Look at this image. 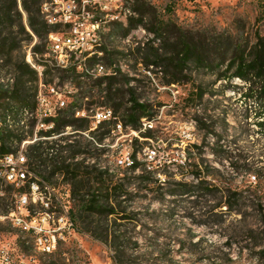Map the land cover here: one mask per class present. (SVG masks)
<instances>
[{
  "label": "rangeland",
  "instance_id": "obj_1",
  "mask_svg": "<svg viewBox=\"0 0 264 264\" xmlns=\"http://www.w3.org/2000/svg\"><path fill=\"white\" fill-rule=\"evenodd\" d=\"M121 1L132 9L136 4V0H114V3L120 4ZM144 1L146 10L156 11L182 27L215 38L229 53L239 42L252 46L260 38L264 41V0ZM20 8L22 10L21 6ZM96 14L107 19V9L101 10L98 7ZM23 15L24 22L27 23L24 11ZM125 16L120 15V18L125 19ZM110 22L115 20L110 19L104 23L106 30L103 33V44L111 50L125 51L126 55H119L116 64L109 70L120 66L129 75L140 76L147 85L150 97L161 104L155 120L148 124V127L156 129L158 138L148 143L139 138L140 142L132 146L138 133L118 126L103 143L107 149L105 154L100 155V151L92 150L94 160L87 158L85 161L88 154L84 153L71 160L74 163L85 161L84 166L99 163L96 168L101 165L103 170L108 171L104 177H113L115 183H121L124 187L125 195L118 200L121 203L119 213L109 220L108 239L95 237L84 223L79 222L77 224L81 232L78 240L61 245L54 253L36 252L31 244L25 243L24 238L18 241L19 245L28 255L35 256V264H264V212L245 206L241 213L229 211L226 206L216 207L220 204L216 196L219 195L217 190H201L198 182L203 180L204 185L209 188H219L226 193L227 189L240 190L247 187L254 176L236 172L229 159L221 161L214 152L218 148L214 136L210 135L205 139L206 128H199L196 118H202L210 131L222 135L221 143L226 150H232L238 145L243 149L242 154L250 155V159L259 157L264 161V132L256 124L257 108L240 91L245 82L238 77L218 78L220 73L192 67L190 83L162 85L160 68L154 70L156 73L149 74L137 60L139 55L136 47L139 42H145L151 37L149 32L144 27H139L127 37L121 35L112 38L107 36L110 29H113ZM32 36L33 39L30 40L26 34L18 35V42L23 45L21 53L26 61L29 50L39 42L33 33ZM38 53L36 61L40 65L48 64L45 70L50 71L45 74L44 70V82L54 86L60 94H50V99L56 103L61 96L66 106L81 97L84 88L78 86L76 77L53 69L46 63L49 56L43 54L46 57L41 59V53ZM145 74L148 76H144ZM0 75L11 86L19 76L6 56ZM25 79L30 93H37L39 75L36 79L35 76L26 74ZM200 84L206 91L202 99L189 94L192 89L196 91L194 86ZM13 104L19 107L17 102ZM102 110L103 107L94 104L90 109H82L76 113V116L91 115L90 129L81 132L76 139H88L91 132L97 131L99 122L93 113ZM23 113L24 111L20 113V117L28 127L21 121V129L26 132L30 130L33 120L26 118L28 116ZM39 131L35 125L34 135L19 147L18 151L25 153L27 158L29 145L36 139H60L71 135L74 129L68 127L62 134L51 137H40ZM235 139L237 144L234 143ZM134 149L138 150L139 161L143 164L136 171L128 168ZM70 153L71 151L63 152L64 155ZM145 168L153 170V173L146 172ZM89 171L90 169L81 167L78 173L81 177H97L96 172L89 174ZM35 173L41 184L45 181L53 189L55 195L50 199L53 205L60 206L62 201L68 207L71 206V186L65 180V172H58L51 179L47 178L50 173L40 167ZM195 173H199V179ZM140 177L153 182L149 183ZM178 182L191 183L194 186L193 196L181 194L183 189L177 185ZM4 198L1 214L7 208L15 207L16 191L6 193L5 187ZM46 209L48 206H37V211ZM0 232L2 238L11 240L15 237V230L8 219H0ZM17 235H20L18 231Z\"/></svg>",
  "mask_w": 264,
  "mask_h": 264
},
{
  "label": "trees",
  "instance_id": "obj_2",
  "mask_svg": "<svg viewBox=\"0 0 264 264\" xmlns=\"http://www.w3.org/2000/svg\"><path fill=\"white\" fill-rule=\"evenodd\" d=\"M46 1L0 0V68L5 65L6 56L19 72L13 86L6 83L4 77L0 75V153L18 151L23 141L34 135V121H32L29 131H22L20 113L25 109L33 110L35 108L37 93H30L25 76L31 74L38 79V75L26 61L24 54L21 53L23 45L18 42V35L26 34L28 39L32 40L33 33L39 42L35 43L32 51L35 56L40 52L41 59H45L46 56L43 54L47 49L48 35L51 31L57 30V27H53L47 22L43 14L42 5ZM146 6L144 0H136L133 7L135 15L129 17L126 22H112L113 29H110L107 36L112 38L121 35L127 37L132 30L144 27L151 37L145 42L138 43L136 49L139 58L137 57V60H139V64H142L144 71H148L149 74L160 68L161 84L165 86L190 83L192 67L197 70L220 73L218 78L238 77L242 79L245 84L240 88V91L254 102L255 108H257L255 112L256 124L260 128L259 130L264 132L263 39H258L252 46L239 42L229 53L228 49H225L222 44H218L215 38L194 29L182 27L173 19H166L156 11L146 10ZM23 11L26 13L27 23L24 22ZM102 49L104 52L101 59L108 69L116 64L119 55H126L125 51L111 50L107 45H103ZM17 50H20V53L15 55ZM94 61L95 58L89 60L88 65ZM223 65H225L224 69ZM57 70L74 75L78 86L84 88V91H82L81 97L58 110L57 115L51 119L54 123L51 129L40 130L38 133L40 137H51L62 134L68 127L73 128L74 131L71 135L63 136L60 139H36L29 145L27 154L29 165L34 171L40 167L49 172L48 179L53 178L58 172H65L67 174L65 180L71 186L73 203L70 206V211L73 218L77 223H84L92 235L105 240L110 235L108 227L110 217L119 213L118 208L121 207V203H118V200L125 195L124 187L121 183H115L113 177H104L108 171L103 170L101 165L96 168L99 163L84 166V162L87 158L95 159L92 150L100 151V155L105 154L107 149L103 143L110 138L118 126L138 133L132 146L140 142L139 138H143L146 143L157 139L156 129L153 126L148 127V124L155 120L161 104L150 97L146 89L147 85L143 83L140 76H131L120 66H116L110 73L96 78L90 77L76 68ZM49 72V69L45 70V74ZM229 72H231L230 75H227ZM194 88L196 91L192 89L189 94H195L197 98L202 99L206 93L202 84L194 86ZM33 99L34 101H32ZM14 102H17L19 107H16ZM94 104L103 107V110L110 109L112 116L100 121L96 128L97 131L89 134L90 138L76 139L79 134H82L81 132L91 127L90 114L76 116V113L82 109L88 110ZM24 125H27L26 122ZM196 125L202 130L206 128L205 139L210 135L214 136L218 146L214 152L221 161L224 158L229 159L230 165L236 172L239 174L250 173L254 176L253 181L240 190L227 189L225 193L219 188H209L204 185L205 181L203 180L198 181L200 189L217 190L219 195L216 196L220 200V204L216 207L226 206L229 211L241 213L245 206L264 212V161L259 157L254 160L250 159V155L242 154L243 149L238 145H235L232 150H226L224 144L221 143L222 135L210 131L202 118H196ZM95 143L100 146H96ZM234 143L237 144L236 139ZM64 151H71V153L64 155ZM83 153L88 154L85 161L71 162ZM131 157L128 168L133 171L141 169L143 164L139 161L137 149L132 151ZM81 167L90 169L89 174L96 172L97 177H91V175L81 177L78 173ZM146 172L153 173V170L146 169ZM195 176L199 179V173H195ZM140 178L148 180L146 177ZM36 182L41 184L37 179ZM148 182L153 181L148 180ZM177 185L183 189L181 194L193 196L194 186L191 183L178 182ZM11 190L14 191V188L8 187L7 193ZM4 201L5 198L2 201V206ZM8 210L7 208L5 211Z\"/></svg>",
  "mask_w": 264,
  "mask_h": 264
},
{
  "label": "built area",
  "instance_id": "obj_3",
  "mask_svg": "<svg viewBox=\"0 0 264 264\" xmlns=\"http://www.w3.org/2000/svg\"><path fill=\"white\" fill-rule=\"evenodd\" d=\"M99 5H106V20H99V15L96 14ZM42 11L47 22L57 27V30L48 35L47 51L44 54L47 57L49 54H56L61 69L76 68L93 78L104 75L103 67L97 64L95 69L80 68V54H83L88 45L101 43L99 27L102 22L119 15H126L127 18V13L135 15L132 7L122 1L120 4L114 3V0H47L42 5ZM51 35L68 36V44L52 45ZM27 61L39 75L37 110L29 112V119L35 122L38 130L46 131L52 128L54 108L64 107L65 100L61 96L56 103L50 99V94L59 92L54 86L44 82L43 73L48 65H40L34 61L31 49ZM111 116L110 109L96 111L94 114L97 122ZM36 176L38 175L30 167L28 158L22 151L0 153V186H6V193L8 187H13L16 191L15 204H19V211H12L11 217V227L15 230L14 239L2 238L0 232V264H35V256L28 255L19 245L21 238L32 237L33 242H43L50 246L51 253L56 252L63 244L78 240L81 230L70 207L62 201L60 206L53 205L50 200L55 195L53 189L45 181L44 184H37ZM40 204L48 206V213L37 214V206ZM17 227H26L27 235H17Z\"/></svg>",
  "mask_w": 264,
  "mask_h": 264
},
{
  "label": "bare ground",
  "instance_id": "obj_4",
  "mask_svg": "<svg viewBox=\"0 0 264 264\" xmlns=\"http://www.w3.org/2000/svg\"><path fill=\"white\" fill-rule=\"evenodd\" d=\"M99 8L101 10L107 9L106 5H99ZM129 15L132 16L133 13H129ZM129 15L127 14V18L125 16V19H121L120 15H119L117 17H112L111 20L126 22V20L129 18ZM99 20H105V19H102L99 17ZM105 22L106 21L102 22L101 26L99 27V38H101V43L88 45V47L84 48L83 54H80V68L95 69L96 65L100 64L104 69V74L110 73V70L105 65L103 60L101 59L103 52H104L102 49V46L104 45L103 44V35H104L103 33L106 30V26L104 25ZM51 44L52 45H67L68 44V36H66V35H51ZM94 58H95V61L92 62L91 65L90 64L88 65L89 60L94 59ZM34 61H36L35 55H34ZM46 63H49V65L54 69H61V65H58V56L56 54H49V58L46 59ZM42 64L44 65V63H42ZM65 103L66 102L64 101V105H65ZM60 108L61 107H55L54 108V116L57 115V112ZM36 110H37V105H36L35 109H33V111H36ZM29 112H30V110L25 109L23 114H25L26 116H29ZM53 125H54V123L52 122V127H53ZM36 179L38 180L37 176H36ZM5 187L6 186H0V195H3L0 197V210L2 208L1 201L5 196ZM12 211H19V204H15V207L9 208L8 211L3 212L2 214L0 213V219H8L11 222ZM46 213H48V209H46L44 211H37V214H46ZM17 231L20 233V235H27V228L26 227H17ZM24 240L26 241V243L31 244L33 249L36 252L51 253L50 246L43 244V242H33L32 237H29V239L25 237Z\"/></svg>",
  "mask_w": 264,
  "mask_h": 264
}]
</instances>
